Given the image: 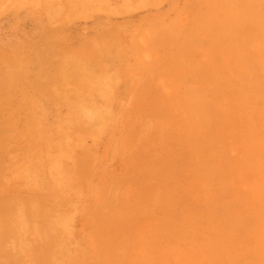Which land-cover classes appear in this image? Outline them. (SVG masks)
Returning a JSON list of instances; mask_svg holds the SVG:
<instances>
[{"label":"crops","instance_id":"1","mask_svg":"<svg viewBox=\"0 0 264 264\" xmlns=\"http://www.w3.org/2000/svg\"><path fill=\"white\" fill-rule=\"evenodd\" d=\"M2 21L14 88L74 103L52 132L70 135L56 148L76 151L85 189L56 195L68 206L50 228L74 237L0 264H226L220 219L241 196L226 184L255 150L242 118L264 75V0H0ZM37 118L26 134L46 131Z\"/></svg>","mask_w":264,"mask_h":264},{"label":"rangeland","instance_id":"2","mask_svg":"<svg viewBox=\"0 0 264 264\" xmlns=\"http://www.w3.org/2000/svg\"><path fill=\"white\" fill-rule=\"evenodd\" d=\"M54 2L56 3V0H50V4ZM70 15L73 16L74 13ZM2 24H5V21H2L0 26ZM11 32L0 30V47H6L0 50L2 67L0 70V255L17 254L25 261L33 262L41 253L42 242L49 239L58 241L64 236L74 237L72 230L50 228L57 227L60 222L64 224L63 220L58 219L65 216L66 210L63 208L68 206L63 198L56 196L57 192L85 188L81 183H77L75 178L76 151L56 148L60 139L67 140L70 135L65 132L62 134L52 132L58 131L64 114L73 109L74 103L57 100V96L51 94L50 96L55 99L47 100L36 91L34 98H31L21 92L20 86L14 88L13 77L6 68L11 61L8 52L9 43L13 40L9 36ZM39 40V42L43 41V39ZM51 40L57 41L56 38ZM21 76L19 74L18 78L17 76L14 78L17 81L22 78ZM49 81L48 89L56 93L58 80ZM66 81V78H61V83ZM262 82L264 83V75L258 81L259 100L247 103V112L251 118H242V126L251 125L254 130L252 140L255 145L254 156L243 159L241 180L226 184L227 190L236 189L241 195L236 199V212H233L234 206L231 203V207L226 208L223 220L220 219V237L226 241V264H264V84L262 85ZM63 85L62 89L65 88ZM30 116H34V129L39 130L41 121L38 122L37 117H44L42 124L46 131L26 134L24 131L26 119ZM83 121L82 128H85L88 118ZM227 123L231 126L235 124L231 119H227ZM76 226L78 229H75V232H78L77 236L80 238V227H83L79 222H76ZM210 232L213 233L212 229Z\"/></svg>","mask_w":264,"mask_h":264}]
</instances>
